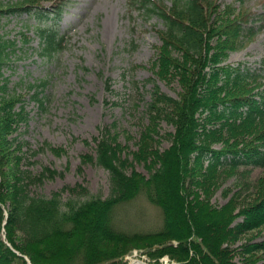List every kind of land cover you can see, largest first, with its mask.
I'll use <instances>...</instances> for the list:
<instances>
[{
	"label": "trees",
	"instance_id": "obj_1",
	"mask_svg": "<svg viewBox=\"0 0 264 264\" xmlns=\"http://www.w3.org/2000/svg\"><path fill=\"white\" fill-rule=\"evenodd\" d=\"M40 1L52 0L0 1V17L22 10L59 17L64 0L46 7ZM136 1L162 18L151 67L159 78L176 80L180 91L173 97L153 86L134 150L125 152L128 146L106 128L94 138L95 157L81 156L82 162L94 160L108 171L109 195L104 198L72 203L62 202L60 191L49 197L30 194L29 182L41 181L47 168L33 180L16 169L19 156L14 152L20 146L12 134L27 113L22 106L14 108L18 97L6 89L3 68L20 49L0 33V228L21 252L0 236V264H123L131 246L147 248L155 262L167 255L178 264H258L251 255L264 253V238L248 239L249 230L264 224V56L256 67L225 62L261 27L252 22L243 0L238 7L209 0H171L168 7L155 0ZM51 25L36 29L45 42L39 53L47 58L62 47L64 37ZM22 39L27 40L23 33ZM161 121L173 129L161 134ZM163 138L169 140L164 147ZM134 162L143 163L148 175ZM254 168L260 172L251 183L248 171ZM47 171L48 176L55 172ZM229 176L237 190L214 205L212 195ZM248 184L253 185L250 194ZM140 194L160 208L161 228L132 234L115 230L113 209ZM241 236L244 241L235 245Z\"/></svg>",
	"mask_w": 264,
	"mask_h": 264
},
{
	"label": "rangeland",
	"instance_id": "obj_2",
	"mask_svg": "<svg viewBox=\"0 0 264 264\" xmlns=\"http://www.w3.org/2000/svg\"><path fill=\"white\" fill-rule=\"evenodd\" d=\"M56 1L40 4L46 7ZM155 1L166 7L171 5V0ZM209 1L219 6L231 2L236 7L240 5L238 0ZM243 7L253 13L252 22L261 30L245 39L240 48L230 51L225 62L245 61L247 66L256 67L264 56V0H243ZM35 15L22 10L0 17V33L14 39L20 49L19 55L3 68V75L8 78L6 89L18 97L14 108L22 106L27 113L26 120L12 134L15 144L20 146L14 152L19 156L16 169L30 175L32 180L44 168L55 171L48 176L49 171L45 170L47 176L41 181L29 182L32 195L49 197L60 191L61 201L72 203L95 196L107 197L108 171L94 160L82 162L81 156L95 157L94 138L106 128L116 132L117 139L128 146L125 152L134 150L141 125L146 121L145 109L153 86L157 84L161 91L177 97L180 91L177 81L159 78L151 67L156 56L154 45L160 44L156 30L164 28V23L158 14L145 11L136 0H64L57 19ZM52 23L53 29L64 37L62 47L47 58L39 53L45 42L36 29ZM158 128L161 134L173 129L165 121ZM168 144L169 140L163 138L161 146ZM214 146L219 148L220 144ZM134 167L148 175L143 163L134 162ZM259 172L257 168L248 171V182L253 183ZM7 176L12 183L14 176ZM235 181L233 176L225 178L211 202L223 204L237 190ZM252 188L248 184V194ZM112 225L128 234L153 232L162 226L161 210L140 194L113 209ZM0 236L21 255L6 239L4 228H0ZM263 238L264 224L248 231V239L253 242ZM242 241L241 236L235 245ZM251 256V260L257 257L258 264L264 262V253ZM165 257L172 260L163 255L157 261ZM24 258L28 262V257ZM133 259L155 262L147 248L131 246L122 262L128 264Z\"/></svg>",
	"mask_w": 264,
	"mask_h": 264
},
{
	"label": "bare ground",
	"instance_id": "obj_3",
	"mask_svg": "<svg viewBox=\"0 0 264 264\" xmlns=\"http://www.w3.org/2000/svg\"><path fill=\"white\" fill-rule=\"evenodd\" d=\"M169 262H172V264H178V263H174L173 260H169V261H168L166 257L163 258V259L161 260V262H157V263H160V264H170ZM144 263H146V262L143 261V260H140V259H133V260L129 261L128 264H144Z\"/></svg>",
	"mask_w": 264,
	"mask_h": 264
},
{
	"label": "water",
	"instance_id": "obj_4",
	"mask_svg": "<svg viewBox=\"0 0 264 264\" xmlns=\"http://www.w3.org/2000/svg\"><path fill=\"white\" fill-rule=\"evenodd\" d=\"M144 264H160V263H144ZM170 264H172V263H170Z\"/></svg>",
	"mask_w": 264,
	"mask_h": 264
}]
</instances>
